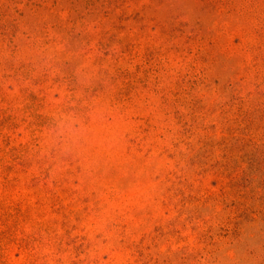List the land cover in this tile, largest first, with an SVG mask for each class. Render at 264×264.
Returning a JSON list of instances; mask_svg holds the SVG:
<instances>
[{"label":"rangeland","instance_id":"374dc122","mask_svg":"<svg viewBox=\"0 0 264 264\" xmlns=\"http://www.w3.org/2000/svg\"><path fill=\"white\" fill-rule=\"evenodd\" d=\"M0 264H264V0H0Z\"/></svg>","mask_w":264,"mask_h":264}]
</instances>
